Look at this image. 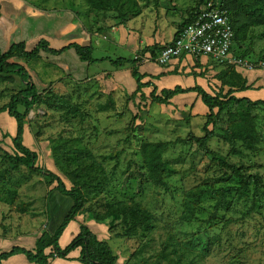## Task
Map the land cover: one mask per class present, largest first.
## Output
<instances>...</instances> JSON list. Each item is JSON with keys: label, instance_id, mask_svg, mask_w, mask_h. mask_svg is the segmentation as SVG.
Listing matches in <instances>:
<instances>
[{"label": "rangeland", "instance_id": "obj_1", "mask_svg": "<svg viewBox=\"0 0 264 264\" xmlns=\"http://www.w3.org/2000/svg\"><path fill=\"white\" fill-rule=\"evenodd\" d=\"M25 1L32 6L70 7L76 10V20L83 24L84 29L91 28L88 24L90 13L86 11L87 7L83 0ZM211 1L220 4L219 0ZM197 2H199L197 4V10H199L204 4L200 0L151 1L143 5L145 7H142L139 14L130 16L125 25L139 30L149 41L159 37L166 43L177 24L188 17L191 10L195 9ZM99 18L100 23L106 27V31L120 24L112 18L111 14ZM254 32L257 34L259 28H256ZM87 33H91L89 39L93 47L92 58L97 59L88 63V74L92 77L96 73L105 74L119 70V68H114L108 60H99L100 58H131L130 50L117 44L118 33H111V38H105L98 32L87 31ZM13 40H15L14 37ZM262 55H264V39L255 38L253 46L247 47L245 53V57L254 63L253 70L236 67L249 85L248 89L237 91L235 95L250 96L251 99L264 98V69L259 67L260 62L257 63ZM200 59L203 61L206 58ZM49 60L38 58L29 61L26 64L29 79L38 83L39 81H55L56 78L62 76L63 78L57 81L59 82L58 87L52 86L53 90L65 94L76 102L82 113L68 115L56 104L35 105L24 118L22 142L37 154L36 165L58 174L50 151L52 142L59 136L79 137L83 145L91 149L98 159L104 161L103 164L110 175L108 189L96 198V202L92 203V210L100 212L102 203L114 198L138 201L152 213L153 229L130 238L115 235V232L122 230L119 225L114 226L112 223V229L108 230L106 226L93 220L91 214L80 215L82 221H92L89 222L90 229L100 240L106 241L112 251L117 254L118 264H264V188L258 191L255 209L250 214L246 213L250 205L247 199H235L233 194H228L226 196L229 200L227 208L214 209L219 195L207 192L198 202L194 203L192 219L184 221L181 218L187 191L225 187L234 182L228 174H224L223 168L199 148L197 142L194 140L176 141L177 138L185 139L189 135L201 137L204 134L202 125L205 121V114L201 113L200 104L195 103L191 109L188 106L186 111L178 109L169 111L165 104L134 103L133 98L128 102L126 96L133 91L125 92L124 95V92L118 89L109 92L113 100L110 108L99 111V104L105 103L108 99L109 85L107 82L101 83L95 78L87 81L83 75L63 74L56 63ZM195 63L198 65V61ZM204 66L220 70L223 65L207 57ZM124 68L125 66L121 70ZM198 72L199 69L190 71L183 68L179 71L182 79L170 80L168 78L169 83L172 84L170 87L174 84L178 86L197 84L206 91L202 81L205 77ZM12 77L7 81H0V109L8 101L10 94L22 84L18 76ZM212 78L215 79L216 74ZM120 79L123 86L128 89V80L123 74L120 75ZM168 81L163 84H168ZM43 87L45 86L40 85L38 88ZM208 88L212 93L219 91L221 94L227 90L226 85L220 87L216 83L213 87L209 85ZM185 100L190 99L180 97L175 103ZM200 103L206 111V106ZM19 110L23 109L19 107ZM253 112L256 116L255 125L259 136L256 151L241 150L240 156L229 155L228 159L231 162H242L249 166V171L258 173L264 184V107L255 108ZM226 119L227 114L224 111L217 115L214 125L208 126V129H212L214 133L208 141V146L222 155L229 150V145L223 140L220 131V127L226 124ZM14 133L15 120L5 111L0 110V170L9 169V162L4 155H11L14 152L11 141ZM142 139L172 142L164 151V159L173 169V172L165 178L166 187L152 182L139 186L138 167L142 162L138 145ZM117 151L116 164L115 159L104 160L103 156ZM48 180L43 173H34L25 166H21L17 171H9L3 178L6 189L16 191L17 195L13 198L9 192L7 194L0 189V252L8 250L13 245L28 247L26 239L30 235L21 234L24 230L51 231L56 226L65 212L64 206H57L55 211L50 209L42 212L45 200L55 201L54 193L67 201L71 200L54 190L55 183L50 184ZM63 180L66 187H69V182ZM2 186L0 183V187ZM30 199L34 202L36 209L31 212L32 214L21 213L17 208L19 203ZM61 203H63L62 200ZM78 224L76 220L67 225L58 239L60 247L69 243L78 232ZM26 225H29L28 229ZM207 241L209 247L206 246ZM76 253L79 258L80 247L72 249L68 254L73 256ZM62 259L54 260L55 264H61L57 260Z\"/></svg>", "mask_w": 264, "mask_h": 264}, {"label": "trees", "instance_id": "obj_2", "mask_svg": "<svg viewBox=\"0 0 264 264\" xmlns=\"http://www.w3.org/2000/svg\"><path fill=\"white\" fill-rule=\"evenodd\" d=\"M83 1L87 7L86 11L90 13L88 24L91 28L86 27V30L101 33L106 30V27L100 23L101 19L99 17L104 18L107 14H111L112 18L120 23L118 25H125L130 16H135L141 12L142 7H145L143 6L144 4H148L151 1L155 2L156 0ZM219 1L220 8L225 11L233 29V42L230 51L237 58H246L247 47L253 46L255 38L264 39V0ZM200 2L205 3L206 1L200 0ZM198 3H196L195 9L191 10L188 17L177 24L171 41L194 19ZM256 28H259L257 34L254 32ZM170 42L163 45L158 43L145 45L137 51L133 59L103 57L99 60H108L114 68L120 69L124 66H129L130 75L136 83V89L126 96L128 101L134 98L137 93H139L140 99H143L144 95L141 89L146 86H152L148 97L151 103L168 104L174 95L192 91L196 92L206 106L207 113L202 125L204 134L201 137L189 135L185 139L177 138L176 141L194 140L197 142L199 148L210 156L213 162L223 168L224 174H228L234 182L225 187L187 191L183 201L184 210L181 218L184 221H190L193 217L194 203L198 202L207 192L218 193L219 195V198L215 201L214 209L218 207L227 208L229 200L226 196L228 194H233L235 199H247L250 205L246 213L250 214L255 209L258 191L264 188L262 177L254 171H249V166L244 165L242 162H231L228 157L229 155L240 156L242 154L241 150L256 151L259 136L255 125L256 116L253 111L255 108L264 107V98L250 99L245 96L234 95L237 91L248 89L249 85L246 83L245 78L236 70V66L219 62L218 64L223 66L222 69L217 71L216 79L220 87L227 86V90L222 94L219 91L209 93L197 84L184 88L175 85L173 88H162L157 92V87L153 83L149 81L142 82L145 75L138 71V65L145 55L149 59H154L163 46ZM70 48L75 51L81 61L91 63L97 60L92 58L93 48L91 44L69 43L60 48H53L44 39H39L31 49H26L23 41H15L12 36L7 50H0V81H7L13 78L12 76H18L22 83L17 90L10 94L8 101L0 109L15 120V133L11 137L14 152L11 155H4V158L9 162V169L0 170V183L3 185L0 189L4 193H10L14 198L17 192L8 191L6 186H4L3 178L9 171H17L21 166H25L34 173H43L49 179L50 184L55 183L53 186L54 190L71 200L70 206L52 231H42L31 249L13 245L8 250L1 251L0 261L6 260L15 254H23L29 262L52 264V259L66 258L72 249L80 247L78 261L83 264H118L117 254L112 251L106 241L98 239L96 234L84 222L79 224L77 234L68 244L64 247L59 246L58 239L64 229L76 216L83 213L91 214L93 220L106 226L108 230L112 229V223L114 226L119 225L122 230L121 232H115V235L126 238L150 232L154 227L152 213L135 200L107 199L102 203L100 212L92 210V203L96 202V198L108 189L110 175L103 164L104 161L98 159L91 149L83 145L79 137L59 136L52 142L50 151L54 166L59 172L58 174L36 165L37 154L22 142L24 118L35 105L51 106L56 104L68 115H79L82 113L76 102L65 94L53 90L51 84L38 88L29 79L30 77L25 67L29 61L40 58V51L50 55H58ZM195 61H198V57L195 58ZM258 62H260V68L262 65L264 66V55L260 56ZM110 93L107 95V101L99 104V111H105L113 104ZM19 107L23 110L20 111ZM241 109L242 111H239ZM224 111L227 114V119L226 124L220 127V131L222 132L223 140L229 145V150L225 155H222L208 146L209 139L214 135L212 129H208V126L214 125L217 115ZM171 144V141H150L145 139L140 141L138 145V152L142 162L138 167L140 187L147 182L166 187L165 178L173 172V169L169 162L164 159V151ZM103 157L104 160L108 158L115 159L116 164L118 151ZM63 179L69 182V187H66ZM28 205V202H20L17 208L21 213H24L28 210ZM206 246H210L208 241ZM207 247L205 249H208Z\"/></svg>", "mask_w": 264, "mask_h": 264}, {"label": "crops", "instance_id": "obj_3", "mask_svg": "<svg viewBox=\"0 0 264 264\" xmlns=\"http://www.w3.org/2000/svg\"><path fill=\"white\" fill-rule=\"evenodd\" d=\"M75 12L76 10H72L70 7H66V8H57L55 6L41 7V6H32L25 0H0V50L1 51L7 50V48L10 45V39L12 36L15 38L16 41H23L25 43L26 49H31L33 46H35V44L38 42L39 39L46 40L49 46L53 48H60L69 43L92 45V42L89 39V34L91 33H87V31L84 29L83 24H80L78 20H76L77 15L75 14ZM125 26L122 25L113 26L110 30L107 29V31L105 30L106 32L105 31L101 32L100 35H104L105 38L107 37L111 38V33H115V32L118 33L119 38L117 40V44L124 46L130 50L132 54L131 59H133L137 51L145 45H151L154 42L158 43L159 45H163L165 43L163 40H160L159 37L152 38L151 41H149V39L143 33H140L139 30H135L130 28L129 26L128 27ZM173 33L174 32H172V35ZM171 37L169 40H167V42L171 40ZM39 54H40V58L50 59L49 60L50 62L54 64L56 63V65L63 74L71 73L74 76L83 75L85 80L87 81L95 78L97 80H100L101 83L107 82V84L109 85L108 93L110 91L114 92L115 90L120 89L124 92L125 95V92L131 93L136 89V83L135 80L130 75L129 66H125L123 70H121L120 68L116 72L112 71L110 73H105L106 76L104 73L102 74L96 73L92 77L91 75L88 74L89 64L86 61H81L72 48L63 51L58 55H50L43 51H40ZM204 57L206 59H203L202 61L200 58H204ZM144 58L141 62H139L138 65V71L141 74L145 75L144 78L142 79V82L149 81L150 83H153L157 87V92L160 89H162V87L164 88L167 86L169 88H173L176 84L170 87V85L172 84L171 82L169 83L168 78H170V80H173V78L182 79V77H180L179 75V71H182L183 68L188 69L190 71H194V69L196 71L199 69L198 73L203 75L206 79V80L202 79L203 87L209 93H212L211 90L208 88L209 85L213 87L214 83L219 84L216 78L215 79L212 78L213 75L216 74L218 70L204 66V63L207 62L206 56L198 57V65L195 63V58L189 55H182L179 58H174L165 65H159L152 61H145ZM122 74L125 77V79L128 80V85H129L128 89H126L123 86V83L121 82L120 75ZM61 78L63 77L61 76L59 78H56L55 81L54 80L44 81V82L39 81L38 83L32 81V79L31 81L37 87H39L40 85L46 87L49 84H51V86L53 87H58L59 82L57 81L60 80ZM208 79L211 81L208 82L209 81ZM167 81L168 84H163L164 82ZM179 86L184 88V87L193 86V84L189 86L180 84ZM151 89L152 86L143 87L141 91L144 95L145 100L141 101L139 97V93H137L136 96L133 98L134 103L140 102V103H147L148 105L150 103L148 97ZM180 97L189 98L190 100L187 101L185 100L180 103L178 102L175 103L176 100ZM248 98L251 99L250 96H248ZM200 102L202 101L200 100L196 92L191 91V92L174 95L169 100V103L165 104V106H168L169 111L172 109H178L179 111L182 110L186 111V107L189 106V108L191 109L193 108V105L196 103L198 105L200 104L201 113L206 114L207 109L205 111V107L202 108ZM53 199L55 200L53 202H48L47 200H45L43 207L44 209L42 212H45L46 210L48 211L50 209L52 211H55V209L59 205L64 206L66 212V210L71 204L70 201H67V199L65 198L63 199V197L60 196L59 194L54 193ZM61 200L63 201V203H61ZM25 202H28L29 205H28V210L24 214H32L31 212H33L34 209H36V207L34 206V202H32V199L26 200ZM63 215L64 214H62V216ZM76 220L78 221L79 224L81 222H84L88 226H89V222H92L89 220L82 221V217L78 215L70 223H73ZM24 224L22 225L23 227ZM79 224H78V229H79ZM28 226L29 225H26L27 229ZM54 227L52 228V230L54 229ZM24 233L30 235V237L26 239V243H28L27 244L28 247L25 246H21V247L31 249L34 246L36 238L41 234V231L36 229L24 230L21 234ZM77 256H78L77 253L73 256L68 254L66 258L57 261L61 264H83L80 261H78ZM56 259L58 258L52 259L51 263L55 264L54 260ZM0 264H35V263H30L23 254H15L13 256H10L6 260L0 261Z\"/></svg>", "mask_w": 264, "mask_h": 264}, {"label": "built area", "instance_id": "obj_4", "mask_svg": "<svg viewBox=\"0 0 264 264\" xmlns=\"http://www.w3.org/2000/svg\"><path fill=\"white\" fill-rule=\"evenodd\" d=\"M233 42V29L220 4L206 1L197 10L194 19L170 43L163 46L152 61L165 65L174 58L189 55L194 58L206 56L219 63H228L236 67L253 70L254 65L246 58L233 56L230 49ZM264 69V66H261Z\"/></svg>", "mask_w": 264, "mask_h": 264}]
</instances>
